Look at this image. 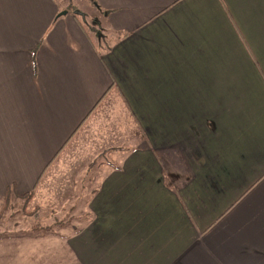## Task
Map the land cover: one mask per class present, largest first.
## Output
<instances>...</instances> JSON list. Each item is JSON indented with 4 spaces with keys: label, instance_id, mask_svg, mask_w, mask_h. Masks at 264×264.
I'll list each match as a JSON object with an SVG mask.
<instances>
[{
    "label": "crops",
    "instance_id": "obj_1",
    "mask_svg": "<svg viewBox=\"0 0 264 264\" xmlns=\"http://www.w3.org/2000/svg\"><path fill=\"white\" fill-rule=\"evenodd\" d=\"M91 1L104 48L64 0H0V198L36 199L117 93L142 139L101 173L76 262L264 264V0Z\"/></svg>",
    "mask_w": 264,
    "mask_h": 264
},
{
    "label": "rangeland",
    "instance_id": "obj_2",
    "mask_svg": "<svg viewBox=\"0 0 264 264\" xmlns=\"http://www.w3.org/2000/svg\"><path fill=\"white\" fill-rule=\"evenodd\" d=\"M64 1L70 13L79 10L88 23L92 22L96 33L89 32L100 48L115 37L112 31H105L109 25L93 1ZM101 105L92 122L74 139L73 147L70 142L60 155L61 160L48 170L36 199L26 201L10 196L5 202L0 198V264H78L67 238L85 228L88 218L93 217L85 205L98 187L101 173L120 161L129 150L125 148L138 146L142 139L117 93L106 96ZM119 148L125 150L116 151ZM50 171L60 175L47 186ZM72 188H84L78 201L69 194ZM44 201L53 204L46 205ZM45 247L47 251H43Z\"/></svg>",
    "mask_w": 264,
    "mask_h": 264
},
{
    "label": "trees",
    "instance_id": "obj_3",
    "mask_svg": "<svg viewBox=\"0 0 264 264\" xmlns=\"http://www.w3.org/2000/svg\"><path fill=\"white\" fill-rule=\"evenodd\" d=\"M76 17H78V18H80V16H76ZM95 21H93V23H94ZM82 23H83V26H84V28L87 30L86 32L91 36V33L89 32V31H95V33H96V29L95 28H93V26H91L92 24V22L91 23H88L86 20H83L82 19ZM10 196H14V197H16V198H23V199H25L26 201H29V200H31L32 199V197L34 196V192L33 191H30V192H27V193H23V194H18L17 192H16V190L13 188V187H9L8 186V188H7V190H6V194H5V196H4V201L6 202L7 200H8V198L10 197ZM36 220H38V219H36ZM61 224V223H60ZM81 231V230H80Z\"/></svg>",
    "mask_w": 264,
    "mask_h": 264
},
{
    "label": "water",
    "instance_id": "obj_4",
    "mask_svg": "<svg viewBox=\"0 0 264 264\" xmlns=\"http://www.w3.org/2000/svg\"><path fill=\"white\" fill-rule=\"evenodd\" d=\"M66 13H67L66 10L61 11V12L58 13L57 16L59 17V16H62V15H65ZM73 13H74V15L80 16L83 20H85V15H84V13H82L81 11L76 10V11H74Z\"/></svg>",
    "mask_w": 264,
    "mask_h": 264
}]
</instances>
